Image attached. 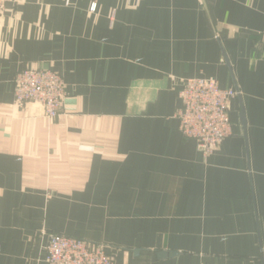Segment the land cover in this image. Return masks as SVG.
<instances>
[{"label":"crops","instance_id":"0c3cea01","mask_svg":"<svg viewBox=\"0 0 264 264\" xmlns=\"http://www.w3.org/2000/svg\"><path fill=\"white\" fill-rule=\"evenodd\" d=\"M24 67L62 75L57 117L14 101ZM191 77L240 92L207 157L175 116ZM48 232L115 264H264V0L6 3L0 264H47Z\"/></svg>","mask_w":264,"mask_h":264},{"label":"built area","instance_id":"2783aa9c","mask_svg":"<svg viewBox=\"0 0 264 264\" xmlns=\"http://www.w3.org/2000/svg\"><path fill=\"white\" fill-rule=\"evenodd\" d=\"M0 0V15L6 3ZM94 12L96 4L90 5ZM240 94L237 88H221L213 78L191 77L182 80L178 90L180 106L175 116L185 138L193 139L204 157L209 156L230 135L231 101ZM17 104L36 102L47 118L64 109L65 81L58 72L41 67H24L13 78ZM47 264H115L114 254L105 243L56 232L46 233Z\"/></svg>","mask_w":264,"mask_h":264},{"label":"rangeland","instance_id":"374dc122","mask_svg":"<svg viewBox=\"0 0 264 264\" xmlns=\"http://www.w3.org/2000/svg\"><path fill=\"white\" fill-rule=\"evenodd\" d=\"M26 103V102H25Z\"/></svg>","mask_w":264,"mask_h":264}]
</instances>
